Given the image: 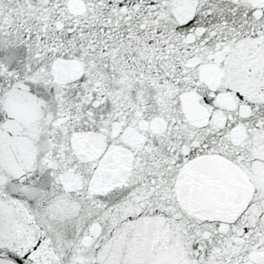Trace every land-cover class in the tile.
Listing matches in <instances>:
<instances>
[{
  "label": "snow or ice",
  "instance_id": "obj_1",
  "mask_svg": "<svg viewBox=\"0 0 264 264\" xmlns=\"http://www.w3.org/2000/svg\"><path fill=\"white\" fill-rule=\"evenodd\" d=\"M0 264H264V0H0Z\"/></svg>",
  "mask_w": 264,
  "mask_h": 264
}]
</instances>
